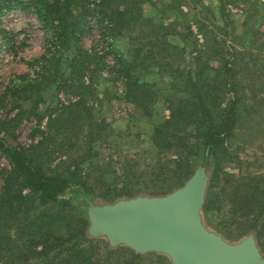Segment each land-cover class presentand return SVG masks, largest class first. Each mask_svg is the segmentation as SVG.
Instances as JSON below:
<instances>
[{"label": "trees", "instance_id": "1", "mask_svg": "<svg viewBox=\"0 0 264 264\" xmlns=\"http://www.w3.org/2000/svg\"><path fill=\"white\" fill-rule=\"evenodd\" d=\"M222 1L219 0L217 18L206 11L203 19L193 20L196 35L203 41L199 46L190 27L176 30L172 23H164L161 12L156 19L148 16L142 8L148 0H0V18L12 11L31 14L47 42L48 56L36 60L38 72L12 88L13 99L19 104L28 103L29 111L37 110L46 92L57 88L65 78L62 85L69 82L72 93L79 96L71 106L84 105L77 90L88 89L83 78L92 56L81 42L92 29L114 54L108 75L121 83L124 100L143 116L153 120V107L160 96L155 84L144 81L153 68L169 78L170 90L185 96L167 98V119L152 126L149 144L154 156L153 164L148 165L150 170L141 171L138 176L127 171L118 189L112 182L102 184L105 189L99 190L97 184L89 182L90 173L84 170L94 145L102 142L100 122L86 116H70L66 120L79 131L86 129L87 134L76 147L78 151L82 149L80 154L66 171L58 173L45 171L38 162L45 151L42 145H12L2 137L4 124L0 122V153L12 166L0 198V264H171L161 254H135L123 246L110 248L104 238L90 237L87 210L91 205L170 193L192 176L204 159L210 172L202 221L217 214L219 222L213 225V231L224 240L238 242L253 235L264 258V174L225 177L218 189L221 195L212 192L217 188L216 174L226 155L225 142L237 127L242 103L231 82L235 63L224 58L225 43L219 40L222 29L216 25L226 20ZM255 3L252 101L260 105L264 104V95L259 98L264 93L263 85L256 90L254 82L264 80V63L258 69L259 62H264L258 56L264 48V30L259 28L264 25V2ZM170 36L177 37L184 46L171 44ZM120 38L128 40L126 52L113 46ZM189 38H193L191 50L186 45ZM177 57L181 60L174 67ZM212 61L217 67L211 65ZM225 92H233L235 98L225 101L220 97ZM27 113L28 110H21L22 117L16 118L21 120ZM54 125L58 122L54 121ZM170 154L175 158H170ZM95 168L104 170L101 166ZM143 175L159 184L156 190L149 192L138 187ZM169 180L175 181L164 186ZM72 200L79 206L71 210Z\"/></svg>", "mask_w": 264, "mask_h": 264}, {"label": "rangeland", "instance_id": "2", "mask_svg": "<svg viewBox=\"0 0 264 264\" xmlns=\"http://www.w3.org/2000/svg\"><path fill=\"white\" fill-rule=\"evenodd\" d=\"M260 1L264 2V0ZM222 3L226 20L223 23L217 22L216 25L222 29L219 40L225 43L224 58L235 63V76L231 82L242 103L239 105L240 118L237 127L225 142L226 155L221 170L216 174L217 188L212 190L213 194L219 196L221 194L218 189L225 177L242 178L252 174H264V104L257 105L252 101V52L254 51H252V8H257V4L255 0H224ZM219 5V0H148L142 8L148 16L153 15L155 19L161 12L165 24L172 23L176 30L190 27L194 36H197L193 20L203 19L206 11L209 15L213 13L217 18ZM204 22L206 24L207 21ZM259 28L264 30V25ZM197 38V44L201 46L202 38L200 36ZM168 41L179 47L184 46L177 37L170 36ZM192 41L193 38L187 40L186 45L189 50ZM127 42V39L120 38L113 43V46L126 52ZM81 44L92 56L83 78L88 89L80 87L77 90L85 106L82 104L71 106L79 96L72 93V89L68 87L69 82L62 85L65 78L60 80L62 82L57 88L54 87L46 92L37 110L29 111L28 103L19 104L13 99L12 88L33 78L38 72L36 60L48 56L47 42L43 31L31 14L12 11L0 18V122L4 124L2 137L19 148L42 145L45 151L41 153L42 158L38 162L45 171L64 172L77 158L76 155L80 154L82 149L78 151L76 147L83 143L87 134L86 129L79 131L66 120L70 116H86L96 120L101 123L104 135L102 142L94 145L89 165H84V170L90 173L89 182L97 184L95 186L99 190L105 189L102 184L112 182H115V187L118 189L121 180L124 179L123 174L127 171L131 170L138 176L139 172L150 170L148 165L153 164L154 156L149 144L152 126L167 119V98L172 96L180 99L185 96L170 90L169 78L157 73L158 68H153L152 73L144 77V81L155 84L160 90V96L153 107L151 115L153 120L148 119L124 100L121 83L115 80V77L108 75L114 54L110 53L98 32L94 29L89 31L83 37ZM74 54V51L73 54L70 53V58ZM254 54L259 53L255 51ZM260 54L258 56L264 59V48ZM65 56L68 57L67 54ZM180 60L179 57L174 59V67ZM210 63L213 67H217L214 61ZM263 63V61L259 62L258 69ZM260 84L263 85L264 90V80L255 81L254 88L257 90ZM263 95L264 93L259 95V98ZM221 96L225 101L235 98L233 92H225L220 94ZM225 104L224 102L221 106L224 107ZM25 109L28 110L27 115H23L21 120L16 118V116L22 117L20 111ZM54 121L58 122L57 126L54 125ZM174 156L176 155L170 158H175ZM95 165L101 166L104 170H96ZM199 167L210 172L206 159ZM11 170L12 166L0 153V198L5 177ZM175 180L164 182V186L171 185ZM140 182L138 187L149 192L156 190L159 185L157 182L149 181L146 175L141 177ZM133 187L134 185H131V188ZM74 206H79V202L72 200L69 208L72 210ZM218 222V215L212 213L207 218V222L203 223L207 225V229L213 231V225ZM225 241L237 243L232 240Z\"/></svg>", "mask_w": 264, "mask_h": 264}, {"label": "water", "instance_id": "3", "mask_svg": "<svg viewBox=\"0 0 264 264\" xmlns=\"http://www.w3.org/2000/svg\"><path fill=\"white\" fill-rule=\"evenodd\" d=\"M209 173L199 167L165 195L136 196L89 206L88 235L110 248L161 254L171 264H264L253 235L229 243L202 221Z\"/></svg>", "mask_w": 264, "mask_h": 264}]
</instances>
